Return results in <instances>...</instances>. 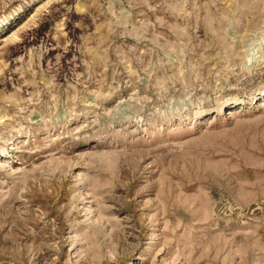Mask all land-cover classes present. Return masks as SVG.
Listing matches in <instances>:
<instances>
[{"label":"rangeland","instance_id":"1","mask_svg":"<svg viewBox=\"0 0 264 264\" xmlns=\"http://www.w3.org/2000/svg\"><path fill=\"white\" fill-rule=\"evenodd\" d=\"M0 264H264V0H0Z\"/></svg>","mask_w":264,"mask_h":264},{"label":"bare ground","instance_id":"2","mask_svg":"<svg viewBox=\"0 0 264 264\" xmlns=\"http://www.w3.org/2000/svg\"><path fill=\"white\" fill-rule=\"evenodd\" d=\"M248 49H249V48H248ZM250 49H251V48H250ZM247 52H248V51H247ZM248 54L251 55L250 53H248ZM248 54H247V55H248ZM247 57H248V56H247Z\"/></svg>","mask_w":264,"mask_h":264}]
</instances>
